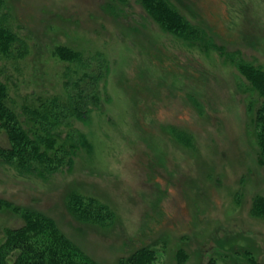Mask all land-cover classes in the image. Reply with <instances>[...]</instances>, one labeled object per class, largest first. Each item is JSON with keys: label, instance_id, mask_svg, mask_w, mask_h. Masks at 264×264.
Here are the masks:
<instances>
[{"label": "rangeland", "instance_id": "rangeland-1", "mask_svg": "<svg viewBox=\"0 0 264 264\" xmlns=\"http://www.w3.org/2000/svg\"><path fill=\"white\" fill-rule=\"evenodd\" d=\"M0 11L14 44L0 48L6 103L29 151L55 167L0 161V233L34 212L95 264L140 250L147 264H264L263 95L239 70L264 71L263 27L230 0H0ZM185 20L202 36L186 37ZM97 54L106 69L89 118L57 124L49 102L67 103L74 55Z\"/></svg>", "mask_w": 264, "mask_h": 264}, {"label": "trees", "instance_id": "trees-1", "mask_svg": "<svg viewBox=\"0 0 264 264\" xmlns=\"http://www.w3.org/2000/svg\"><path fill=\"white\" fill-rule=\"evenodd\" d=\"M230 3L234 17L253 20L254 25L264 28V0H230ZM1 17L0 11V20ZM179 21L182 22L174 16L172 27L174 28ZM182 27V33L185 32L186 37L202 36L196 24L187 23L185 20ZM10 35L7 29L0 26V48L4 53L8 52L9 46L11 49L14 47V44H9H12L9 39ZM15 51L19 56L21 55L22 51L19 47H15ZM69 53L67 57L64 56L65 54L62 56L65 60L73 61L72 52ZM74 58L78 60L76 62L78 64L65 85L67 103L62 104L57 100L49 102L51 118L57 124H66L73 117L86 121L90 116V108L96 101L99 85L104 77L106 61L102 55L97 54L78 59L74 55ZM239 70L263 95V101L255 109L254 123L258 131L257 141L261 156L264 159V71L251 65L246 67L244 64L240 65ZM4 87L0 84V127L8 146L0 147V161L4 165H9L11 158L16 157L20 163L14 166L19 172L25 170L28 173H36V170L42 173L53 172L55 167L49 155L42 153L35 145L31 152L29 151V144L34 140L24 133L21 120L7 105V93ZM42 124L43 122L40 125ZM47 125L52 128L54 124L47 123ZM71 153L67 154V157ZM65 159L63 156L60 158V166L65 164ZM33 161L45 163V169H42L44 172L39 169L29 170L31 166L28 163ZM254 207L264 213V197L256 199ZM105 208L100 207L101 210ZM19 219L20 224L16 223L0 233V264H95L57 231L52 220L34 212H25ZM149 256L146 250L137 251L130 256L127 264H147L146 258Z\"/></svg>", "mask_w": 264, "mask_h": 264}]
</instances>
